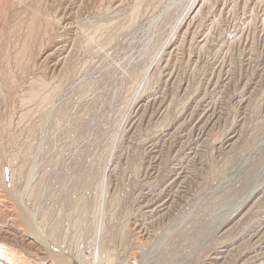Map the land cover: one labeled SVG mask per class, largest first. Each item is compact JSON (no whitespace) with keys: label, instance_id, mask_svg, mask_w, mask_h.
<instances>
[{"label":"rangeland","instance_id":"1","mask_svg":"<svg viewBox=\"0 0 264 264\" xmlns=\"http://www.w3.org/2000/svg\"><path fill=\"white\" fill-rule=\"evenodd\" d=\"M0 264H264V0H0Z\"/></svg>","mask_w":264,"mask_h":264}]
</instances>
